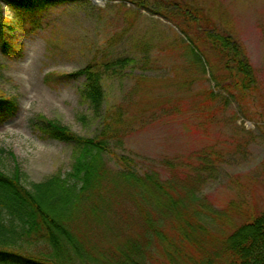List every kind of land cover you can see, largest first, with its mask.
Wrapping results in <instances>:
<instances>
[{
	"label": "rangeland",
	"instance_id": "374dc122",
	"mask_svg": "<svg viewBox=\"0 0 264 264\" xmlns=\"http://www.w3.org/2000/svg\"><path fill=\"white\" fill-rule=\"evenodd\" d=\"M188 7L243 47L256 76L248 102L216 87L226 71L208 45L182 28ZM2 11L14 17L4 3ZM43 22L14 34L21 54L0 48V89L18 102L17 112L0 121L1 170L11 174L17 163L27 187L70 170L73 145L42 137L34 127L38 115L84 137L99 133L102 119L80 99L83 77L48 83L44 75L110 63L102 68L109 109L103 120L114 152L139 173L175 181L213 232L227 219L241 223L264 211V0H150L142 7L86 0L50 9ZM208 88L215 97L208 98ZM103 158L119 167L109 154ZM131 206L120 198L89 224L88 264H108L141 232ZM147 249L146 264L161 260L152 241Z\"/></svg>",
	"mask_w": 264,
	"mask_h": 264
},
{
	"label": "trees",
	"instance_id": "16d2710c",
	"mask_svg": "<svg viewBox=\"0 0 264 264\" xmlns=\"http://www.w3.org/2000/svg\"><path fill=\"white\" fill-rule=\"evenodd\" d=\"M85 1L0 0L1 50H18L21 54V47L14 45L17 31L42 26L50 9ZM127 1L142 7L150 0ZM3 3L14 11L12 19L3 14ZM182 20L188 30L182 26L185 32L190 36L193 31L195 39L208 45L222 63L226 72L216 79V87L231 94L233 90L237 99L248 102L256 88V76L241 44L215 30V25L197 8L188 7ZM109 65L91 62L74 73H45L48 83H67L76 76L83 77L80 99L93 117L102 119V129L93 137H84L38 115L35 129L42 137L71 143L73 161L65 174H52L32 182L30 187L22 183L17 163L11 174L0 169V264H88L89 224L101 220L110 204L120 198L131 200L142 230L132 242H125L108 264H146L143 258L150 241L161 258L156 264H264V211L246 216L241 223L227 219L213 232L198 212L186 205L189 199L176 191L175 181H162L156 173H139L131 167L129 158L110 148L111 135L103 120L109 109L104 104L102 84V68ZM207 95L216 96L212 88H208ZM17 110V99L0 89V121ZM103 153L115 159L119 167H108Z\"/></svg>",
	"mask_w": 264,
	"mask_h": 264
},
{
	"label": "water",
	"instance_id": "95a60500",
	"mask_svg": "<svg viewBox=\"0 0 264 264\" xmlns=\"http://www.w3.org/2000/svg\"><path fill=\"white\" fill-rule=\"evenodd\" d=\"M92 1H94V0H92Z\"/></svg>",
	"mask_w": 264,
	"mask_h": 264
}]
</instances>
